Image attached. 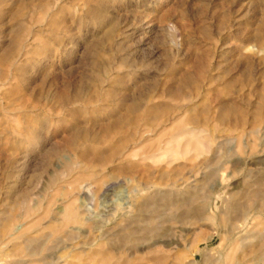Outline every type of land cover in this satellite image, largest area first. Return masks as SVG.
Masks as SVG:
<instances>
[{
	"label": "rangeland",
	"instance_id": "obj_1",
	"mask_svg": "<svg viewBox=\"0 0 264 264\" xmlns=\"http://www.w3.org/2000/svg\"><path fill=\"white\" fill-rule=\"evenodd\" d=\"M0 264H264V0H0Z\"/></svg>",
	"mask_w": 264,
	"mask_h": 264
},
{
	"label": "bare ground",
	"instance_id": "obj_2",
	"mask_svg": "<svg viewBox=\"0 0 264 264\" xmlns=\"http://www.w3.org/2000/svg\"><path fill=\"white\" fill-rule=\"evenodd\" d=\"M190 130V129H189ZM189 130L188 131H185V132H188L189 133ZM196 130V129H195ZM192 131H193V129H192ZM190 133H191V131H190ZM195 132H192L191 134H192V138L194 139V140H198V139H196L195 138V134H194ZM186 135H187V133H185ZM185 134H183V136L185 135ZM194 135V136H193ZM197 135V134H196ZM188 136H189V134H188ZM196 137H198V136H196ZM191 138V135H190V139H192ZM192 139V140H193ZM196 142V141H195ZM67 217H68V219L69 220H71V219H75V211H72V210H70V211H68L67 212Z\"/></svg>",
	"mask_w": 264,
	"mask_h": 264
}]
</instances>
